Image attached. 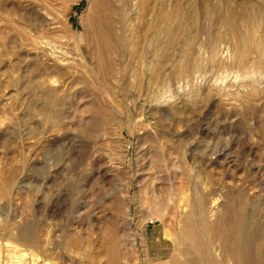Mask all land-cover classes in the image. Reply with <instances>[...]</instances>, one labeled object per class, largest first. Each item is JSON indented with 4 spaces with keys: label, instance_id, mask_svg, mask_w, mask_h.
Wrapping results in <instances>:
<instances>
[{
    "label": "rangeland",
    "instance_id": "1",
    "mask_svg": "<svg viewBox=\"0 0 264 264\" xmlns=\"http://www.w3.org/2000/svg\"><path fill=\"white\" fill-rule=\"evenodd\" d=\"M261 63L264 0H0V224L51 262L108 264L117 236L119 264H170L205 193L214 219L247 208L264 256Z\"/></svg>",
    "mask_w": 264,
    "mask_h": 264
},
{
    "label": "bare ground",
    "instance_id": "2",
    "mask_svg": "<svg viewBox=\"0 0 264 264\" xmlns=\"http://www.w3.org/2000/svg\"><path fill=\"white\" fill-rule=\"evenodd\" d=\"M230 11H231L230 12L231 17H233L230 20H233V22L235 23L233 29H235L237 32L242 33L243 31L241 30L244 29L241 28L238 24L239 20L241 19L242 21L245 22L244 24L245 27L247 28L248 33L250 32L251 29H253L256 26V17H255L256 12L254 11L252 12V10L249 7L245 8L244 6V8L239 11L238 10H230ZM91 22L92 23L89 25V27L87 25V30L90 31V33L93 35L94 41H97L100 45H105L108 42H110L111 38L115 40L116 38L115 37L116 33L114 30L115 21H113V19L109 18L108 20L109 24H106L101 17L96 16L93 18V20H91ZM170 33H172V30ZM236 34L238 35L239 38L240 35L238 33ZM236 34L235 36L237 38ZM252 37H254V34L253 36L251 35V38ZM242 41L244 42V40ZM240 45L243 44L240 43ZM247 47L249 48V46ZM244 51L246 52V50ZM257 64H259V62ZM262 65L264 66V63ZM9 193L10 192H8L7 195L10 196ZM218 201H219L218 197L214 198V200L209 201V196L207 194L200 193V196L193 203L194 207H192V209L189 212H187L184 209L185 214H187V225L183 229L182 234L178 237L177 244L183 246L186 245V247H183V249L182 248L179 249L180 256L178 255L174 256L170 264H229L228 263L229 261H232L233 264H264V256L259 257L256 254V243H258L259 238L262 236V232L259 230L257 226L254 227L251 226L250 217L248 216V212L246 210L247 208H245L244 205H241L239 207L240 210L237 213L236 217L233 216L229 217L228 214L230 212L231 207H227L226 215L214 219L213 217L216 216L215 211H217V210L214 211V208H217L216 206L218 205ZM15 217H17L16 213L12 211V213L8 214V218H7L8 220H5L3 221L2 224H0V264H68V262L66 260H63L62 257H61L62 260L59 262H51V260H53V259L49 260L51 254H48L47 252L46 253L43 252L44 251L43 244L41 241L31 240L28 242V240H30L29 236H22V234L19 233L18 225L15 222ZM158 217H161L160 214H158ZM209 218L212 219L209 220ZM188 223L193 226V229L191 231L187 230L188 229L187 226H189ZM119 228L121 229L122 227ZM117 230L118 229H116V231ZM114 235H116V233H114ZM166 235L170 236L168 231H166ZM113 237H112L111 245L107 249V252L109 253L108 264H119V259L122 254L120 247L121 242L117 241L116 239L117 236L115 238ZM214 237L219 238L221 242L220 247L224 251V255H220L217 249H216V256L218 255V257L214 255L211 246V240H213ZM72 245L73 244L70 242L69 246L72 247ZM132 247H135V245ZM72 252L73 250L71 249V253L69 254L68 257V259L71 260L69 264H89L85 261L76 259V257L73 255ZM183 255L186 256L185 260L181 259V256ZM159 264H164V263H159Z\"/></svg>",
    "mask_w": 264,
    "mask_h": 264
}]
</instances>
